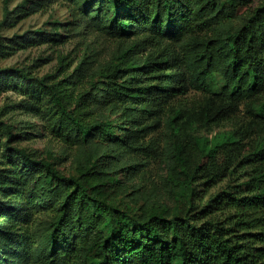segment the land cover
<instances>
[{
    "label": "trees",
    "instance_id": "obj_1",
    "mask_svg": "<svg viewBox=\"0 0 264 264\" xmlns=\"http://www.w3.org/2000/svg\"><path fill=\"white\" fill-rule=\"evenodd\" d=\"M252 2L85 0L70 4L85 30L54 20L51 32L35 30L16 41L60 42L67 35L60 27L83 34L93 25L126 43L102 80L87 79L86 56L74 74L37 78L0 68V92L26 94L34 112L44 102L51 133L78 144L81 153L77 174H65L36 151L13 145L24 131L0 121V264H15L17 255L25 264H264V0L232 24L239 7ZM27 3L6 19L45 0ZM227 23L225 32L217 30ZM5 48L0 43V56L9 53ZM192 90L199 95L188 98ZM167 110L178 133L170 176L184 205L173 214L129 212L116 201L126 189L118 170L127 167L129 180L143 170L152 149L143 137ZM241 110L248 122L233 132L187 131ZM29 180L38 199L56 203L36 246ZM4 252L11 254L7 260Z\"/></svg>",
    "mask_w": 264,
    "mask_h": 264
},
{
    "label": "rangeland",
    "instance_id": "obj_2",
    "mask_svg": "<svg viewBox=\"0 0 264 264\" xmlns=\"http://www.w3.org/2000/svg\"><path fill=\"white\" fill-rule=\"evenodd\" d=\"M22 1L25 0H0V43L4 44L7 47L4 50L9 52L0 56V68L29 71L37 78L50 74L70 72L74 74L75 67L86 56L89 62L86 71L87 79L96 81L105 78L103 72L118 56L126 43V41L123 43L124 38L112 33L109 29L92 25V29H88L83 34H76L74 31H64L65 28L60 27L58 32L67 34L60 42L47 39L22 44L16 42L26 38L35 30L43 29L45 32H51V24L54 20L66 22L67 25L71 22L70 27L74 26L75 31L80 27L85 30L87 27L85 28L84 23H81L80 20L74 21V11L70 8V4L82 6L85 0H69V2L68 0H45L42 7L30 9L29 13L22 17L7 20L8 12L15 10ZM26 1L29 5L33 4L34 0ZM260 1L262 0H253L250 5H241L232 24L241 22L248 10ZM227 24L218 26L217 30L225 32L231 23ZM11 46L14 49H8ZM62 62L65 64L62 65ZM187 95L188 98L196 97L199 93L192 90ZM29 98L26 94L10 87L6 91L0 92V121L15 124L16 129L20 128L24 131L21 137L12 140V144L23 146L29 151H36L40 158L53 162L65 174H77L76 160L81 154L79 145L67 143L51 133L48 124L49 113H47L48 110L44 102L39 103L40 107L35 113L32 111L34 109L31 107L28 109L26 106ZM104 113L114 120H120V115L116 113L107 111ZM247 122L248 119L244 111L241 110L231 120L211 126L197 123L187 126V131L193 135L213 136L219 133L233 132L239 126L246 125ZM150 124L153 127L143 137L145 142H150L152 148L145 159V167H142L144 172L141 170L134 179L129 180L124 175L127 167L118 170V177L124 181L126 189L117 195L116 201L129 212L141 213L149 208H166L170 214H173L184 205L177 193L176 180L170 176V165L173 163L174 154L173 146L178 133H175L171 124L169 110L163 113L157 123L153 121ZM4 149L2 148V150ZM137 158L143 161L145 155L138 152ZM13 159L17 162V169H24L26 172L22 161L15 157ZM31 182L29 180L27 184V191L31 204L30 228L34 234L36 246L39 244L44 226L54 213L56 203L38 199L32 190ZM2 254L6 260L11 256L6 252ZM17 256L18 258L14 259L15 264H25L26 261L19 255ZM9 260H12V257Z\"/></svg>",
    "mask_w": 264,
    "mask_h": 264
}]
</instances>
